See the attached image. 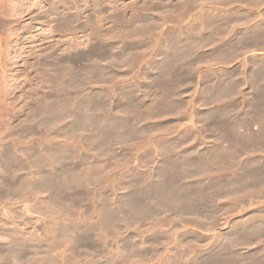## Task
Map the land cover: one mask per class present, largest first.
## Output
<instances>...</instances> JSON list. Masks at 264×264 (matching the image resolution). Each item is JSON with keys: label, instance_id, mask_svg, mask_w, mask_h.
I'll return each mask as SVG.
<instances>
[{"label": "rangeland", "instance_id": "rangeland-1", "mask_svg": "<svg viewBox=\"0 0 264 264\" xmlns=\"http://www.w3.org/2000/svg\"><path fill=\"white\" fill-rule=\"evenodd\" d=\"M263 82L264 0H0V264H264Z\"/></svg>", "mask_w": 264, "mask_h": 264}, {"label": "bare ground", "instance_id": "bare-ground-1", "mask_svg": "<svg viewBox=\"0 0 264 264\" xmlns=\"http://www.w3.org/2000/svg\"><path fill=\"white\" fill-rule=\"evenodd\" d=\"M56 2L59 3V1H56ZM60 3H61V2H60ZM60 3H59V4H60ZM224 3H225V2H224ZM55 4H56V3H55ZM64 4H65V3H64ZM75 5H76V4H75ZM70 6H72V5H70ZM55 7H56V6H55ZM72 9H73V8H72ZM49 10H50V8H49ZM51 11H53V8H52ZM44 12H45V11H44ZM46 12H48V10H47ZM46 12H45V13H46ZM53 12H54V11H53ZM74 12H75V9H74ZM45 13H44V14H45ZM49 13H50V12H49ZM45 15H47V14H45ZM45 15H44V16H45ZM38 16H41V15H38ZM219 19H220V18H219ZM62 20H64V19H62ZM66 21H67V20H65V22H66ZM61 22H62V21H61ZM66 23H67V22H66ZM66 23H65V24H66ZM69 23H70V20H69ZM67 24H68V23H67ZM225 24H226V23H225ZM228 24H229V23H228ZM69 25H70V24H69ZM219 25H220V24H219ZM217 27H218V26H217ZM227 28H228V27H227ZM230 42H232V41H230ZM247 44H248V43H247ZM258 45H259V43H258ZM182 48H183V47H182ZM184 48H185V47H184ZM187 48H188V47H187ZM224 49H225V48H224ZM184 50H185V49H184ZM182 51H183V50H182ZM220 56H221V55H220ZM180 57H181V56L179 55V59H180ZM183 57H184V56H183ZM228 57H229V56H228ZM177 58H178V57H177ZM172 59H173V58H172ZM182 59H183V58H182ZM170 61H171V60H170ZM162 62H163V61H162ZM221 79H222V78H221ZM255 80H256V79H255ZM219 81H220V80H219ZM220 82H221V81H220ZM234 82H235V81H234ZM223 83H226V82H223V81H222V83H220V85L218 84V85H219L218 89L223 90V91H227L228 86H226V85L223 84ZM263 83H264V82H263ZM230 84H231V83H230ZM227 85H229V84H227ZM230 86H231V85H230ZM230 86H229V87H230ZM259 87H260V86H259ZM230 88H231V87H230ZM230 88H228V89H230ZM215 89H216V88H215ZM215 89H214V90H215ZM209 90H210V89H209ZM216 90H217V89H216ZM220 90H219V91H220ZM228 91H229V90H228ZM212 92H213V91H212ZM232 92H233V91H232ZM208 93H209V92H208ZM215 94H216V93H215ZM215 94H214V95H215ZM209 95H210V94H209ZM211 97H212V96H211ZM261 99H262V98H261ZM173 101H174V100H173ZM94 115H95V114H94ZM105 117H106V116H105ZM94 118H95V117H94ZM118 122H119V121H118ZM118 122H117V123H118ZM101 137H102V136H101ZM104 140H105V139H104ZM104 140H103V141H104ZM252 145H253V144H252ZM43 157H44V156H43ZM203 159H205V158H203ZM202 161H203V160H202L201 158H198V159H197V157H196V162H195V161H193V162H195L196 165H198V164H200ZM190 162H191V161H190ZM193 162H192V163H193ZM202 163H203V162H202ZM162 171H163V170H162ZM44 176H45V175H44ZM235 181H236V180H235ZM233 183H234V182H233ZM235 183H236V182H235ZM239 184H240V183H239ZM236 185H237V184H236ZM234 187H235V186H234ZM236 189H237V188H236ZM216 193H217V192H216ZM125 200H126V199H125ZM176 200H177V199H176ZM129 203H130V202H129ZM144 209H146V208H144ZM130 210H131V209H130ZM133 210H134V209H133ZM110 212H111V211H110ZM132 212H133V211H132ZM134 212H135L136 215H138V217H140V216L142 215V213L145 212V210H142V209H139V208H137V209L135 208V211H134ZM112 214H113V212H112ZM135 217H136V216H135ZM107 219H108V218H107ZM184 263H185V262H184Z\"/></svg>", "mask_w": 264, "mask_h": 264}]
</instances>
